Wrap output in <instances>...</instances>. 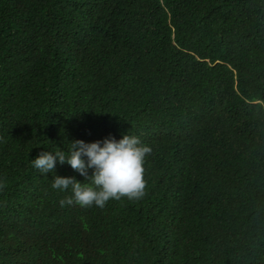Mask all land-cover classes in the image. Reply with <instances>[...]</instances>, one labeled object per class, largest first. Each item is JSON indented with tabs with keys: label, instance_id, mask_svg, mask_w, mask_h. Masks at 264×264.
Here are the masks:
<instances>
[{
	"label": "trees",
	"instance_id": "1",
	"mask_svg": "<svg viewBox=\"0 0 264 264\" xmlns=\"http://www.w3.org/2000/svg\"><path fill=\"white\" fill-rule=\"evenodd\" d=\"M127 132L138 200L31 165ZM0 178V264H264V0H0Z\"/></svg>",
	"mask_w": 264,
	"mask_h": 264
},
{
	"label": "clouds",
	"instance_id": "2",
	"mask_svg": "<svg viewBox=\"0 0 264 264\" xmlns=\"http://www.w3.org/2000/svg\"><path fill=\"white\" fill-rule=\"evenodd\" d=\"M67 142V150H44L31 161L40 175L52 173V189L71 193L59 201L61 207L76 204L85 208H104L110 199L138 200L145 195L144 164L153 149L139 136L127 132L120 139L109 136L102 141L76 139ZM57 163L68 164L85 178V182L74 176L57 175ZM5 187L0 178V190Z\"/></svg>",
	"mask_w": 264,
	"mask_h": 264
}]
</instances>
